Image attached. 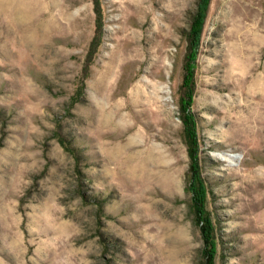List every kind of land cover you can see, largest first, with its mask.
<instances>
[{"label": "rangeland", "instance_id": "374dc122", "mask_svg": "<svg viewBox=\"0 0 264 264\" xmlns=\"http://www.w3.org/2000/svg\"><path fill=\"white\" fill-rule=\"evenodd\" d=\"M199 2L0 0V264H264V0Z\"/></svg>", "mask_w": 264, "mask_h": 264}, {"label": "trees", "instance_id": "16d2710c", "mask_svg": "<svg viewBox=\"0 0 264 264\" xmlns=\"http://www.w3.org/2000/svg\"><path fill=\"white\" fill-rule=\"evenodd\" d=\"M210 1L211 0H200L199 4H198V11L196 12L195 18H194V23L192 25V29H191V43H192V49L189 52V56H188V60H191V62H193L196 58L197 55V51L196 49L199 46L200 40L202 38V33L206 24V20H207V16H208V12H209V7H210ZM194 69V67L190 64H188V66L186 67V75H185V85L186 86H190L193 84V77H194V71H192ZM190 104V103H189ZM195 136V135H194ZM196 140V139H193ZM198 145L196 143V141H194L193 143V148L191 149V158L193 159V164H192V170L193 172H197V174H195L196 177V182L193 183V186H196V184L198 185L197 188L199 187V189L197 190L199 192V197L201 200L200 204H204V201L206 200V186L205 183H203V179L200 178V162L198 160ZM198 177V178H197ZM203 208V206H202ZM203 215V213H202ZM208 226H209V230H212L211 228V221L206 220L205 221ZM209 234V233H208ZM212 243V241H211Z\"/></svg>", "mask_w": 264, "mask_h": 264}]
</instances>
